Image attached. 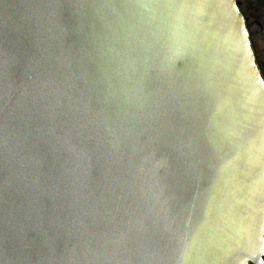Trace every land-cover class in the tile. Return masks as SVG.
<instances>
[{"label":"water","instance_id":"95a60500","mask_svg":"<svg viewBox=\"0 0 264 264\" xmlns=\"http://www.w3.org/2000/svg\"><path fill=\"white\" fill-rule=\"evenodd\" d=\"M264 81L236 0H0V264H264Z\"/></svg>","mask_w":264,"mask_h":264},{"label":"flooded vegetation","instance_id":"af4514ba","mask_svg":"<svg viewBox=\"0 0 264 264\" xmlns=\"http://www.w3.org/2000/svg\"><path fill=\"white\" fill-rule=\"evenodd\" d=\"M236 5L243 17L255 62L264 81V0H236Z\"/></svg>","mask_w":264,"mask_h":264}]
</instances>
